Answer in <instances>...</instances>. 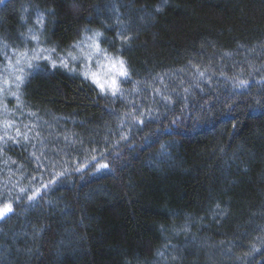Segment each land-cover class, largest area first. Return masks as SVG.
<instances>
[{"label": "trees", "instance_id": "trees-1", "mask_svg": "<svg viewBox=\"0 0 264 264\" xmlns=\"http://www.w3.org/2000/svg\"><path fill=\"white\" fill-rule=\"evenodd\" d=\"M95 34L117 93L75 57ZM28 54L0 264H264V0H5L0 73Z\"/></svg>", "mask_w": 264, "mask_h": 264}, {"label": "rangeland", "instance_id": "rangeland-1", "mask_svg": "<svg viewBox=\"0 0 264 264\" xmlns=\"http://www.w3.org/2000/svg\"><path fill=\"white\" fill-rule=\"evenodd\" d=\"M96 42L99 44L98 35H88L75 45V57L80 62L83 69L82 73L87 76L102 92L114 94L120 88L121 81L126 76H121L117 72L110 69V62L113 60L122 61L119 58L108 55L100 46L99 52L90 47ZM38 59L33 57V54L18 55L15 60H12L0 73V121L3 125L10 124L14 116L12 109L19 106L18 92L23 79H25L27 70L34 67L38 63ZM124 64V62H123ZM31 65V66H29ZM124 68L126 70L125 64ZM127 72V71H126ZM96 73V79L99 84H103L102 89L98 83L93 81L92 74ZM20 77L21 79H17ZM115 80L113 87L112 81ZM13 107V108H12Z\"/></svg>", "mask_w": 264, "mask_h": 264}, {"label": "snow or ice", "instance_id": "snow-or-ice-1", "mask_svg": "<svg viewBox=\"0 0 264 264\" xmlns=\"http://www.w3.org/2000/svg\"><path fill=\"white\" fill-rule=\"evenodd\" d=\"M5 3V0H0V4H4ZM39 22V21H38ZM90 47H92L93 49H95L97 52L101 51L100 50V47H99V44L96 43V42H93L92 45H90ZM31 66V65H29ZM65 66H67L65 64ZM110 69L112 71H115L117 72L119 75L121 76H126L127 75V72L124 68V64H123V61H116V60H113L110 62ZM96 73H93L92 74V78H93V81L98 83V85L103 89L104 88V85L103 84H99V81L96 79ZM17 79H21L20 77H17ZM115 80L113 79L112 81V85L113 87L115 86ZM102 167H106V166H102ZM10 211V207L8 206H5V208L3 209V211H0V216H3L6 212Z\"/></svg>", "mask_w": 264, "mask_h": 264}]
</instances>
